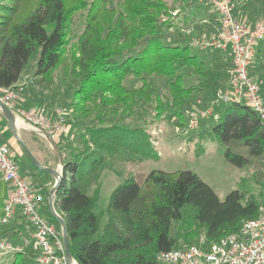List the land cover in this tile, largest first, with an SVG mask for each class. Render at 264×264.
<instances>
[{
  "label": "trees",
  "instance_id": "trees-1",
  "mask_svg": "<svg viewBox=\"0 0 264 264\" xmlns=\"http://www.w3.org/2000/svg\"><path fill=\"white\" fill-rule=\"evenodd\" d=\"M233 1L234 14L246 21L240 13L242 0ZM109 2L75 0L68 8L65 0H0V90L16 88L36 57L30 73L39 81L28 94L54 111L60 97L51 92L54 83L48 76L65 59L72 12L86 10L84 30L67 54L69 63L64 68L72 80L66 94L71 103L63 109L67 124L75 126L77 133L60 139L62 179L53 206L65 222L69 250L77 264H156L155 257L161 251L196 242L201 236L206 242L216 241L238 230L244 220L257 216L264 190L257 197L241 185L220 199L189 169H154L141 181L130 173L112 190L107 221L99 231L100 218L93 209L102 172L118 162L157 158L150 125L163 114L186 121L183 108L195 101V96L204 101L201 106H208L215 91L227 85L231 61L227 51L195 48L191 44L193 28L189 33L184 30L203 20L210 27L218 26L219 15L210 3L186 0L179 14L162 22L165 0H120L117 9ZM170 35L173 38L169 39ZM184 69L192 71L185 73ZM249 72L264 94V37L257 43ZM152 76L167 79L170 97L157 93ZM185 76H194L197 81L187 85ZM126 80L140 85L133 83L129 88ZM106 105L125 116L143 111L138 115L141 122H106L100 111ZM214 110L219 115L201 119L198 127L202 131L196 127L189 139L207 132L225 145L227 161L237 167L253 163L256 174L264 178V119L245 101L219 102ZM89 114H96L91 124L79 125L72 120ZM48 194L49 190L42 194L40 213L61 232L49 211ZM2 203L0 199V217ZM185 207L191 210L187 217ZM19 219L18 226L13 219L0 222V237L22 243L28 235L23 237L17 227L28 223L21 214ZM34 257L32 248L25 247L13 252L11 264H33Z\"/></svg>",
  "mask_w": 264,
  "mask_h": 264
},
{
  "label": "built area",
  "instance_id": "built-area-1",
  "mask_svg": "<svg viewBox=\"0 0 264 264\" xmlns=\"http://www.w3.org/2000/svg\"><path fill=\"white\" fill-rule=\"evenodd\" d=\"M210 3L219 15L217 28L210 33L193 37L191 43L202 50L219 49L230 54L227 70L228 82L215 91L211 103L190 120L191 126L197 118L217 117L214 106L219 102L245 101L260 118L264 119V94L259 83L250 75L249 69L255 59L256 46L264 37V18L252 23L234 14L233 0H198ZM19 86V85H18ZM22 85L2 89L0 100L9 107L15 117H20L40 136L54 139L66 133L67 123L61 109L48 115L45 105L24 108L16 103ZM0 174L8 185L7 196L2 203V224L9 222L17 214L31 228L30 236L22 243L0 237V252L21 251L25 247L35 252L33 264H68L64 253L61 232L40 213L43 195L34 191L23 176L8 145L0 139ZM156 264H264V203L258 206L257 216L244 220L238 230L206 242L200 237L182 247L159 252Z\"/></svg>",
  "mask_w": 264,
  "mask_h": 264
},
{
  "label": "rangeland",
  "instance_id": "rangeland-1",
  "mask_svg": "<svg viewBox=\"0 0 264 264\" xmlns=\"http://www.w3.org/2000/svg\"><path fill=\"white\" fill-rule=\"evenodd\" d=\"M65 1L68 8H72L75 2V0ZM119 1L120 0H110L109 6L117 9L116 7H118ZM165 2L167 10L166 13L161 14L162 22L169 20L171 17H175L176 14H179L180 12L178 11L185 4L186 0H165ZM241 5L243 6L242 10L240 11L241 16L249 23H252L253 20L264 18V0H242ZM86 14L87 12L84 9H76L72 12L70 22L67 26V39L69 42L66 46V51L64 52L65 59L63 63L48 76V78H51V80L53 79L54 83L51 92H55L57 96L60 97V99H58V101L55 103V106L53 107H55V109H61V112L65 119L67 118V115L65 112L66 110L63 109V106L66 105V103H71L70 97H67L66 94L68 88L70 87L72 77L64 70V68L65 64L69 63V58L67 57L69 55L67 54L70 53L69 51L72 47H75L82 31L84 30L86 23ZM207 21L209 23L208 19ZM208 25L207 22L203 20L201 23H195L194 26H191L184 30L186 33H189L193 28L192 34H194L193 37H195L197 35L210 33L217 28L210 27ZM212 25L214 26V24ZM199 31L201 33L197 34V32ZM100 33H102V36L106 35V31H101ZM170 38H173V36L170 35L169 39ZM35 60L36 57L29 62L26 70L21 76V81L18 84L19 86L21 84L25 89L32 88L33 85H36L39 81L38 78L33 77L30 73L32 64L35 62ZM190 71H192V69L183 70V72L185 73H189ZM187 78V76H185L184 78V82L187 85L189 84V82L197 81L194 76L189 77V79ZM150 79L152 80V84L155 86L156 91L160 96L170 97V93L166 83L167 79L165 77L152 76ZM129 80H126L124 82L129 88L133 83L135 86L140 85L139 82H131ZM19 86H16V88H12V90L15 91V89H17ZM27 93H29V91H19L16 103L18 104L19 98L23 97V95H27ZM0 94L3 93L0 92ZM108 96L109 95H107V97ZM195 98H197L195 101L189 102L190 104L188 103L183 108V110L185 111L184 117L186 121L183 120L181 123L179 120L174 118V116L172 117L168 114H163L160 118H158V120L150 125V133L158 150L157 158L147 159L140 163L118 162L117 164H115L113 169H105L102 172L99 178L100 187L98 191V199L93 209V212L99 215L100 218L99 231H102L107 221L106 209L112 190L124 177H126L130 173L135 176V179L137 181H141L148 172L154 169H160L164 171L189 169L196 173L201 180L206 182L215 191L220 199H223L230 190L239 188L241 187V185L249 193L260 197L261 193L264 190V178H259L258 174H256L258 169L253 163L246 164L242 167H237L231 164L226 160L224 155L225 145L219 143L213 136H208L207 132H204L203 134L201 133L200 135L194 134V136L189 139V135L191 134L193 129L200 125V121L202 118H197V122L194 126H191L190 120L192 118H196L198 116L197 114L205 108L204 105L201 106V104H203L204 102L200 99L201 97L195 96ZM19 106L25 107L24 105ZM100 111L102 113L101 115L103 120L106 122L120 119V121L122 122H128L131 124L140 123L141 120H139L140 116L138 115H143V111L141 112L140 110H135L134 112H132L131 116H125V114L118 112L117 108L113 110L107 105L102 107ZM146 114L147 119H150L151 112L147 110ZM94 116H96V114H89L88 117L81 119L74 118L72 120H75L79 125L91 124L90 121L94 118ZM198 129L199 132L202 131L200 127H198L197 130ZM75 133H77L76 129ZM195 133H197V131ZM58 137L65 138L66 136H64L63 134H59ZM58 137L54 139L57 140ZM4 139V142L8 145L11 151L15 149L21 150L20 143L13 137V135L10 134L11 143L8 142L6 138ZM91 187L93 188L95 186ZM89 193H91V189ZM183 213L184 217L189 216L191 214L190 208L185 207ZM4 257L5 256H0V264H11L12 254L8 255L5 258Z\"/></svg>",
  "mask_w": 264,
  "mask_h": 264
},
{
  "label": "crops",
  "instance_id": "crops-1",
  "mask_svg": "<svg viewBox=\"0 0 264 264\" xmlns=\"http://www.w3.org/2000/svg\"><path fill=\"white\" fill-rule=\"evenodd\" d=\"M254 21L255 20H253V22ZM23 88H22V92H24V90L30 92V88H26V89ZM1 91L2 89L0 90V92ZM40 103L41 101L36 96L33 99H31L29 97V94L27 93V95H23V97L19 98L17 105H24L25 106L24 108H28V107H37L38 105H40ZM48 115L52 116L51 110L48 111ZM15 118H16L15 121L16 131L19 138L25 143V145L28 147V149L31 151L34 157L38 160V162L43 166L56 169L61 172L62 162L59 157V149L61 147V142H62L60 140L61 137L57 136L58 138L56 140V139H49L40 136L29 125H27V123H25L20 117H15ZM75 129H76L75 126L67 124L66 133H63V135L66 136L65 138L73 137L75 134ZM10 134L13 135V137L16 139L14 133L12 132V130L8 125L6 118L0 113V139L4 142L5 140L4 138H6V140L11 143ZM11 152L17 158L19 164L18 166L20 167L21 173L28 180L34 191L40 194H43V192L46 190L50 191V188L54 185L56 181L55 176L35 167V165L31 162L29 156L25 153L22 147L21 150L15 149ZM7 192H8V185L3 181L0 174V199L2 202L6 198ZM41 206H43V204ZM19 216L20 214L17 212V214L13 217L14 225L18 226V222L22 220V219L17 220V217ZM17 229L20 230L19 234H25L23 237H26L27 235L28 237L30 236L31 228L28 225L24 227L22 226L17 227ZM10 254L12 253L0 252V256L7 257Z\"/></svg>",
  "mask_w": 264,
  "mask_h": 264
},
{
  "label": "water",
  "instance_id": "water-1",
  "mask_svg": "<svg viewBox=\"0 0 264 264\" xmlns=\"http://www.w3.org/2000/svg\"><path fill=\"white\" fill-rule=\"evenodd\" d=\"M0 111L5 116L10 129L14 133L16 139L20 143V145L23 148V150L25 151V153L29 156L31 162L35 165V167H37L38 169L45 171L49 174L54 175L56 178V181H55L54 185L50 188V191L48 194V207H49V211L52 214V216L58 221V223L61 226L62 243H63L64 253H65V256L67 258L68 264H73L72 260H74V259L72 258L70 250H69L68 234H67V228H66L65 222H64L63 218L56 212V210L53 206V197H54V194H55L57 188L60 185V182L62 179V173L56 169H52V168L43 166L38 162V160L34 157V155L31 153V151L28 149V147L19 138V136L17 134L16 124H15L16 118H15L13 111L9 107H7L1 100H0ZM76 264H77V262H76Z\"/></svg>",
  "mask_w": 264,
  "mask_h": 264
},
{
  "label": "bare ground",
  "instance_id": "bare-ground-1",
  "mask_svg": "<svg viewBox=\"0 0 264 264\" xmlns=\"http://www.w3.org/2000/svg\"><path fill=\"white\" fill-rule=\"evenodd\" d=\"M72 263H73V264H76L74 260H72Z\"/></svg>",
  "mask_w": 264,
  "mask_h": 264
}]
</instances>
